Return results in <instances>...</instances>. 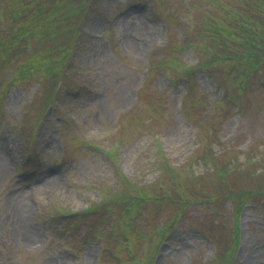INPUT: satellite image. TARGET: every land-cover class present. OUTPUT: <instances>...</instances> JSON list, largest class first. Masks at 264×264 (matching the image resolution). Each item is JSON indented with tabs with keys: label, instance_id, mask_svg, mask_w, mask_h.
Wrapping results in <instances>:
<instances>
[{
	"label": "rangeland",
	"instance_id": "rangeland-1",
	"mask_svg": "<svg viewBox=\"0 0 264 264\" xmlns=\"http://www.w3.org/2000/svg\"><path fill=\"white\" fill-rule=\"evenodd\" d=\"M40 1L0 0V264H264V0Z\"/></svg>",
	"mask_w": 264,
	"mask_h": 264
},
{
	"label": "trees",
	"instance_id": "trees-1",
	"mask_svg": "<svg viewBox=\"0 0 264 264\" xmlns=\"http://www.w3.org/2000/svg\"><path fill=\"white\" fill-rule=\"evenodd\" d=\"M34 1H35V3L44 2V1H40V0H28V2H34ZM46 4H48V3L46 2ZM97 4H98V0H51L50 5L53 6V8L56 5L54 13L57 14V18H58V21L60 23L59 27L67 26L68 24H70L77 32V29H79V27H80L81 17H79V20L77 21L76 25L72 24L70 19L73 16H76V15L84 13V12L90 13L92 11V7L96 6ZM261 13L264 14V10H262ZM253 16L257 17V14L255 13V11H253ZM240 22L237 21L236 24L238 25ZM239 28L241 31L245 32L250 27L247 24L241 23ZM254 28H255V26L253 25L252 29H254ZM218 29L221 31V28H218ZM261 33H262L263 38H264V31L261 30ZM261 50L264 51V46L261 48ZM44 61L46 64H48L49 59L44 57Z\"/></svg>",
	"mask_w": 264,
	"mask_h": 264
},
{
	"label": "bare ground",
	"instance_id": "bare-ground-1",
	"mask_svg": "<svg viewBox=\"0 0 264 264\" xmlns=\"http://www.w3.org/2000/svg\"><path fill=\"white\" fill-rule=\"evenodd\" d=\"M23 202V201H22Z\"/></svg>",
	"mask_w": 264,
	"mask_h": 264
}]
</instances>
